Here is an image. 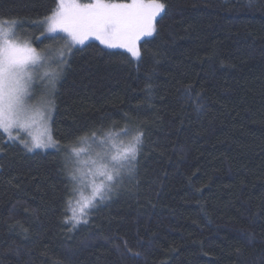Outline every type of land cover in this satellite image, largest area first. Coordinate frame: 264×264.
<instances>
[{"label":"trees","instance_id":"obj_1","mask_svg":"<svg viewBox=\"0 0 264 264\" xmlns=\"http://www.w3.org/2000/svg\"><path fill=\"white\" fill-rule=\"evenodd\" d=\"M163 2L138 60L48 35L54 0H0L19 37L64 54L56 146L29 152L0 132V264H264V0ZM125 127L143 130L138 162L73 228L72 149L96 131L87 160L96 138L129 141Z\"/></svg>","mask_w":264,"mask_h":264},{"label":"snow or ice","instance_id":"obj_2","mask_svg":"<svg viewBox=\"0 0 264 264\" xmlns=\"http://www.w3.org/2000/svg\"><path fill=\"white\" fill-rule=\"evenodd\" d=\"M55 7L50 10L43 21L48 32H63L67 34V47L85 45L86 41L96 40L108 49H125L132 57L141 59V52L137 47L138 41L144 36H152L156 32V18L166 11L163 0H89L81 3L79 0H54ZM20 24L15 19L0 16V132L8 135L9 139H20L24 147L32 152L36 149L55 147L57 142L49 135L47 139L33 137L31 143L18 136H13V129L23 126L28 118L27 99L29 95L30 65L35 66L41 59L37 49L28 44H21L16 31ZM66 63V61H65ZM152 75H147L145 91L147 95L152 91ZM191 85L186 86L189 92ZM199 107V105H197ZM135 135H132V132ZM123 136H131L122 154L112 156L103 165L98 185L93 183L92 196L81 202L75 199L79 193L75 185L70 189L66 210L71 216H65V223H71L75 228L81 223H87L85 218L88 210L95 208L97 202L110 198L114 188L122 183L124 170L130 174L142 151L143 130L125 127ZM97 132L90 136L79 138L95 141ZM107 143V141H103ZM73 153L79 157L80 152L75 148ZM94 163V162H93ZM73 181L83 182L84 176L71 173ZM73 201L76 207H73ZM126 250L133 256L139 253Z\"/></svg>","mask_w":264,"mask_h":264},{"label":"rangeland","instance_id":"obj_3","mask_svg":"<svg viewBox=\"0 0 264 264\" xmlns=\"http://www.w3.org/2000/svg\"><path fill=\"white\" fill-rule=\"evenodd\" d=\"M79 2H82L79 0ZM162 14V13H161ZM161 16V15H160ZM158 16L157 18H159ZM156 18V20H157ZM156 23V22H155ZM22 26V25H20ZM19 28L16 31V37L21 44H28L34 47L30 41L19 37ZM47 31V29H46ZM48 35L54 36H65L66 33L63 32H48ZM151 36H144L137 43L139 44L142 40L149 38ZM91 41H86L85 44ZM84 45H74V47H82ZM104 46V45H102ZM105 47V46H104ZM35 48V47H34ZM108 49V48H107ZM111 50H123L125 49H111ZM41 59L36 62L35 66L30 65V75L32 79L29 81V95L27 99L28 107V118L23 122V126L13 129V136L24 137V140L31 143L32 138H42L47 139L51 135V120L53 113V96L56 91L57 79L60 73V59H63L64 54L60 51H51L47 49L46 51H39ZM127 52V51H126ZM8 136V135H7ZM20 140V139H14ZM54 140V139H53ZM98 145L92 148L93 152L86 160V154L89 150V144L91 140L84 141L78 148L77 151L80 155L77 160V176H84L83 182H77L79 188L78 200L85 202L89 200L92 196L93 183L96 185L100 182V173L105 169L103 167L104 163L111 159L112 156H117L122 154L124 147L127 146L129 141L122 139L120 133H110L103 137L96 138ZM107 141V143H103ZM54 147H48L46 149H36V150H51ZM35 151V150H34ZM94 162V163H93ZM85 186L87 190L85 189ZM74 207H76L74 203Z\"/></svg>","mask_w":264,"mask_h":264}]
</instances>
